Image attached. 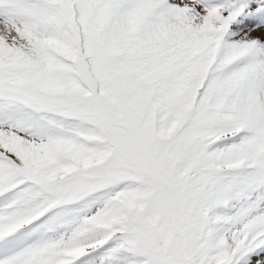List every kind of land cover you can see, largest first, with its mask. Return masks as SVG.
Masks as SVG:
<instances>
[{
  "label": "snow or ice",
  "instance_id": "snow-or-ice-1",
  "mask_svg": "<svg viewBox=\"0 0 264 264\" xmlns=\"http://www.w3.org/2000/svg\"><path fill=\"white\" fill-rule=\"evenodd\" d=\"M0 264H264V0H0Z\"/></svg>",
  "mask_w": 264,
  "mask_h": 264
}]
</instances>
